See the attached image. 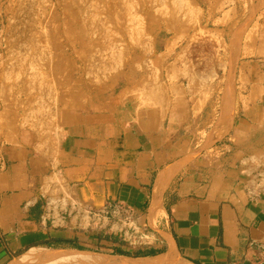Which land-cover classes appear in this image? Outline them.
I'll return each mask as SVG.
<instances>
[{"label":"rangeland","instance_id":"obj_1","mask_svg":"<svg viewBox=\"0 0 264 264\" xmlns=\"http://www.w3.org/2000/svg\"><path fill=\"white\" fill-rule=\"evenodd\" d=\"M256 83L264 85V0H0V152L33 139L48 155L62 110L122 101L162 114L197 94L208 103L183 138L191 155L229 146L220 157L233 155L241 181L264 198ZM228 84L236 124L204 146Z\"/></svg>","mask_w":264,"mask_h":264},{"label":"crops","instance_id":"obj_2","mask_svg":"<svg viewBox=\"0 0 264 264\" xmlns=\"http://www.w3.org/2000/svg\"><path fill=\"white\" fill-rule=\"evenodd\" d=\"M192 98L171 101L162 114L122 101L62 110L48 155L33 139L3 146L0 264L32 247L97 246L143 260L264 264V198L241 181L242 169L227 161L233 155L220 157L229 146L191 155L183 138L208 96Z\"/></svg>","mask_w":264,"mask_h":264},{"label":"bare ground","instance_id":"obj_3","mask_svg":"<svg viewBox=\"0 0 264 264\" xmlns=\"http://www.w3.org/2000/svg\"><path fill=\"white\" fill-rule=\"evenodd\" d=\"M226 100V101H225ZM222 113L217 123L210 130L204 146H209L223 135H225L232 126L234 120V88L232 84H228L223 102ZM164 177V172L160 174L158 188L154 193L153 204L149 211V218L152 219L157 206L160 204V195L163 189L161 182ZM160 207V206H158ZM175 261L177 263H175ZM7 264H188L182 260H169L167 255H161L153 260H143L122 254H103L94 251L70 249L59 251L54 248L32 247L26 250L23 254L18 255Z\"/></svg>","mask_w":264,"mask_h":264},{"label":"trees","instance_id":"obj_4","mask_svg":"<svg viewBox=\"0 0 264 264\" xmlns=\"http://www.w3.org/2000/svg\"><path fill=\"white\" fill-rule=\"evenodd\" d=\"M47 245L53 247V245H51V244H47ZM71 247H73V248H77V249H84V248H82L81 246L74 245V244H72ZM113 248H114V250L116 251V252L114 251V253H116V254H122V255L130 256V254H128L127 252H125V251H123V250H121V249H119V248H115V247H113Z\"/></svg>","mask_w":264,"mask_h":264}]
</instances>
